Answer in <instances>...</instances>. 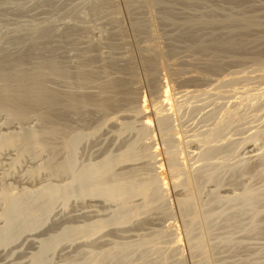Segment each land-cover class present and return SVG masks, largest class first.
<instances>
[{"label":"rangeland","instance_id":"rangeland-1","mask_svg":"<svg viewBox=\"0 0 264 264\" xmlns=\"http://www.w3.org/2000/svg\"><path fill=\"white\" fill-rule=\"evenodd\" d=\"M166 13L169 14L167 15ZM248 16L256 17L258 24L247 26ZM263 29L264 0H0V76L3 71H10V73L14 72L16 67L15 73L12 74L14 78L11 75L12 77L8 82L4 81L2 77L0 78V89L2 86H7V84L10 86L8 91L0 92V142L3 140V144L0 146V230H3L7 224L4 216L6 202L14 194L23 196L27 192L34 191L35 189H42L46 186L69 187L76 183L74 176L76 172L87 166L103 164L107 159H117L114 163L115 166H113L117 178L119 176L130 175L131 172L134 171L135 173L138 172L142 174V179L145 180L149 176L152 165L154 163L157 164L160 168L158 174L166 183L167 193L166 191L165 193L169 199L166 201V205L168 204L167 208H170L169 210L171 213V215L167 217V214L162 210L157 212L158 209H155L156 211L154 208L150 209L151 207L147 202L144 203V198L142 196H135L131 198L129 203L131 205L143 206L141 213L129 221L117 222L113 219L124 206L118 200L114 201L99 195L61 196L52 202L47 219L42 224H32L25 228H20L13 233L14 238L12 240L5 244H0V264H38L37 255L42 252L46 241L61 236L66 231L76 232L78 229L79 231H81V229H86L87 232L85 235H81L80 233L77 234L79 236L76 235L72 238H64L54 248L45 251L43 253L45 264H91L93 260L100 258V256L104 257L113 253L121 244H135L140 238L161 231H167L166 233L168 235V233H171V231H169L171 229H174L176 232L179 243L178 249H180L179 251L176 250V252H180L179 256L172 250L170 245H168L169 242H162L159 243L160 245L158 244V246H165L163 247V250H165L164 254L166 250H168V252L170 251V259H167L168 256L164 255L162 251L160 252L163 255L159 253V258L156 252H151L153 253L152 255L149 252L151 257L148 255L150 257L148 259L153 261L151 264L162 261L164 259H161L162 256L166 257L165 262L162 264L166 262L167 264H264V204L261 203L264 199L260 201L261 207L259 206L258 208L259 213L257 216L258 220L259 218L262 220H259V223L255 220L254 223L256 225L253 223L255 218L252 211L244 210V208H239V206L237 208L234 207L233 210V207L229 206V204L227 206L226 203H222L221 205L229 207L226 208L227 210L229 209L227 211L224 209V206H220V208L224 207L223 209L226 212L224 216H230L232 212V216L229 217L233 219L231 225L237 221L238 225L236 223V225L234 224L235 226L228 227L230 222L228 223L226 221L230 220L229 218L226 221L224 220V216V218H217L216 220L218 221H225H220V223L215 220L216 222L214 221L215 223L213 222L212 225L215 229L212 228V234L219 232L218 235L216 234L217 238H215L216 235L212 236L213 240L218 241V243L213 242L214 249L208 248L204 251L206 261L204 259L202 261L193 260L185 237L179 206L176 201L179 192L178 189L173 187L170 180L167 161L165 159L166 156L153 108L154 89L159 87L158 83L169 81L175 84V82L179 81L183 84H181V86H179L180 83H177V86L175 85L178 90L187 89L188 91H193V93H191L193 94L192 97L189 96L190 99L187 97H185L186 99L183 98L185 101L182 102V106L186 104L181 108V111L183 109L187 112L188 106H192L191 104L194 106L197 105L196 108H199V106L202 107L204 105V102L209 105L208 103L213 101L210 103L213 104L212 110L209 111L211 115L206 113L208 112L206 110V104L204 111L200 108L205 112V115L202 112L200 113V109L196 112V109L193 108L195 109L194 113L192 110L194 106L189 107V110L190 108L192 110L190 113L193 119L190 113L187 117V113L185 112V118L189 119L190 117L189 120L182 117L183 124L184 119L187 121V123L185 122L186 124H184L185 127H187L186 125H188V127H190L189 125L195 127L193 129L187 127L190 133L201 129H208L207 124L210 128L211 126L212 129L215 128L217 120H219L223 114L222 106L224 105L225 107L227 101L232 102V100H234L233 97L239 95V90L242 91L244 89L243 87L246 86V88H251L253 85L254 87L252 86V88L261 91L259 88L262 89V87H264V83L261 82L262 78L264 79V73L261 72L262 69L264 70V65L260 63V59H264ZM229 37L236 42L235 45H226L225 42L231 40ZM222 45L227 48H224ZM195 49L197 50L194 51ZM207 52L209 53L207 54ZM149 56H154L153 58L155 60H158V58L160 59L155 65L156 76L154 77H150L152 73L147 63V59L150 58ZM215 63H218L217 66H215ZM255 63H258V65H255ZM50 64L54 65V68L50 66ZM227 65H229V67ZM233 65H235V67ZM50 67L53 68L52 71ZM2 68L3 70H1ZM256 68L257 70H255ZM20 69L23 71L19 74L18 71H21ZM55 69L58 70L55 71ZM186 70L189 72H186ZM24 71L26 73L30 72L29 75L34 74L33 76L37 73L38 75L36 74V77L38 76L37 78L42 80L41 83L45 82V84L48 85L46 86L43 83V85H45L44 88L47 91L49 90V92L52 90L53 94H58H55V100H59L58 103L56 100L54 101L56 103H47L48 106L42 98H34L33 92L30 93L31 86L20 85L21 87H17L19 84L16 80H19L18 77L23 73L26 74ZM57 71L63 75H57ZM254 71L258 72L255 73ZM240 72L244 75H241ZM16 73L19 75H16ZM254 73L256 77H254ZM161 76L163 77L161 78L162 80L160 79ZM192 76L194 77L192 78ZM230 76L233 78L232 80L230 78V83H232V85L228 82V77ZM243 77H245V79ZM234 78H237V80H234ZM253 79L255 82H253ZM224 81H227V83ZM247 81L249 83L251 82V86H249ZM241 82L242 84H240ZM184 83L188 86H185ZM243 83H246V85ZM214 84L218 85L214 86ZM229 85H231V87H228ZM27 86L29 90L26 89ZM222 86L224 89L220 88ZM15 87L18 90L20 88V90L17 91ZM22 87H25V89H22ZM103 89L104 91H102ZM228 90H230V92ZM207 91H210L212 94H218L217 92L219 91V94H223L221 95L222 98L216 94V98H214L215 96H210L211 93ZM25 92H29V94L27 93L28 96ZM206 93H210L208 95L209 100L206 99ZM30 95L33 97H30ZM226 95H230V97H226ZM2 96L4 98H2ZM224 96L226 98H224ZM27 97H30V99L28 98L27 100ZM217 97H220V99ZM200 98L203 101L204 99L206 100L200 102ZM231 98L233 99L231 100ZM17 99L18 101H16ZM196 100H198V102L194 103ZM217 100H219L221 104L220 102L218 103ZM25 101H27L26 104ZM89 101L90 103H88ZM216 101L218 103L216 104L218 108L213 107ZM199 102L203 105H200ZM228 102L227 106H230ZM260 102L264 103V96L263 100L261 99ZM9 103H11V105ZM209 106L211 108V105ZM250 109L254 113L253 108H249V110L244 111V116L248 115L247 113ZM213 110H218L215 114L217 118L212 116V114L214 115L215 113V111L212 112ZM15 111L17 112L15 113ZM184 111H182V113ZM21 112L24 113L25 120L21 116ZM252 112L246 119L242 118L243 120H241L238 116L231 119L229 123H232V126L227 122V129L224 128L222 131L224 135H222L221 132L219 138L221 135L225 137V134H228L229 126L231 127L229 128L230 133L228 136L226 134L225 138L230 136L229 139L231 138L230 140H232V138L238 137V135H240L241 138L247 136L249 133L248 129L252 127V125H257V123L260 122L252 117ZM53 113H55V115ZM196 113L202 115V117L199 115V118H203V121L201 118L199 119L201 121L198 120V114ZM19 114L21 115L19 116ZM208 114V117L217 119L214 122L215 125L211 123L210 118H208L209 123H206L207 117L205 118L206 120L204 117ZM28 116L29 118H27ZM48 116L49 120H43V117L47 118ZM250 118H253L255 121L251 119V121L245 124ZM234 119L235 121H233ZM191 120L193 122H190ZM211 120L212 122L214 121L213 119ZM239 120L240 122H236ZM198 122H200V124L204 122L206 127L204 123V125H198V127ZM242 122H244V125H242ZM192 123L195 126H192ZM240 124L242 128L239 126ZM146 125H150L149 128L152 130L151 132H153L151 133V140H153V145H155L154 157L142 155L141 152L148 146L147 139L143 138L144 140H142L140 138ZM196 126L198 127L197 130ZM233 126L234 128L235 126L237 127L235 128L237 132L234 130ZM245 126L247 127L245 128ZM56 128L60 129L56 130ZM231 129L235 137L231 136ZM238 129L248 132H245L246 134L244 135V132L241 134L242 131H240L241 133L239 134ZM34 130L39 133V137L43 135L41 139H36L37 141L39 139L40 141L43 140L41 142L39 141L40 143L34 140L35 144L30 143L28 145L29 148L27 145L25 146L23 141L22 143L20 142V144L17 142L15 144L6 145L7 136H24L28 131ZM47 130H51V133ZM52 133L55 134L51 136ZM78 133L81 135V138L78 136ZM75 135L76 138L78 137L77 140L74 138ZM222 136L221 138H223ZM71 137L74 138V140L72 138V142L74 143V171L65 173L66 171L59 170V167L65 158H67V155L70 154L66 143ZM237 137L235 138L236 140ZM230 140L228 141V139H225L223 142L230 143L234 141ZM31 142H33V140ZM133 144L140 155L132 158H125V160L122 158L121 160L122 155L126 154ZM257 144H260V149L256 150L251 159L245 161L250 162L247 164H254V161L260 158V165L257 164V167H253V170L251 169L252 172L249 171L250 173L246 172L239 174L240 170H238L239 172H236L237 170H224L221 172L222 180L220 186H214L211 182L206 183L204 191L207 189L210 192L207 194L208 191L206 190L207 192L205 191L206 193H204L207 195L204 193L202 194L201 197L204 198L202 199L203 202H206L205 200L210 198V194L215 190H218L220 194L229 196V198L241 197L245 192L244 187H247L250 181L253 183L256 178L254 183L259 185L262 184V182H259L260 179L256 177L258 174L255 173L264 164H262L264 161V145L260 142ZM192 145L194 146V144H191L190 148H188L191 157L194 156L198 149L195 148V150H191L193 147ZM259 147H257V149ZM236 164L238 165V163ZM230 179L232 181H230ZM257 180H259L258 183ZM211 185L212 187L214 186L213 189ZM224 189L226 191L222 192L221 190ZM6 191L8 193H6ZM217 206H219V204H217L216 207ZM240 210L244 211L243 213H245V215L240 214ZM260 210H262V212H260ZM245 211L249 214L252 213L250 215L251 217H249V214H246ZM164 214L166 218H164ZM251 223L254 224L255 228H258L259 231L255 230L254 226H250L254 228V231H250L252 230L249 228ZM224 225L225 227H223ZM246 227L247 229H245ZM170 236L172 237V235ZM170 236H167V239L170 238ZM219 236H223L224 238L227 236V239L230 240L227 242V240L224 239L226 242L224 240L220 242L217 240ZM228 236L230 238H228ZM223 237L220 239H223ZM231 239L235 242L231 241ZM165 241L166 240H164V242ZM232 242L234 244L236 243V245L233 246ZM230 243H232V245ZM160 250H162V248ZM168 252H166L167 255ZM171 253L175 254L171 256ZM152 256L154 257L155 263ZM137 257L138 254H135L133 261L126 264H135L137 260L138 262L136 264H140L139 261L142 260ZM166 259L170 260V262ZM178 260H180V263H177ZM112 263L117 264L114 262ZM148 263L150 264L149 261ZM148 263L141 262V264Z\"/></svg>","mask_w":264,"mask_h":264},{"label":"bare ground","instance_id":"bare-ground-1","mask_svg":"<svg viewBox=\"0 0 264 264\" xmlns=\"http://www.w3.org/2000/svg\"><path fill=\"white\" fill-rule=\"evenodd\" d=\"M172 1V0H171ZM181 1V0H180ZM132 2V1H131ZM136 2V1H135ZM207 2V1H206ZM240 2V1H239ZM129 3V2H128ZM134 3V2H132ZM147 3V2H146ZM179 3V2H178ZM155 4V3H154ZM182 4V3H181ZM240 5V4H238ZM220 9V8H219ZM218 13V12H217ZM167 14V13H166ZM169 14V13H168ZM167 14V15H168ZM173 14V13H172ZM214 15V14H213ZM215 16V15H214ZM154 18V17H153ZM187 18V17H186ZM248 21H247V26H251V25H255V24H258L257 22V18L254 17V16H248ZM156 20V18H155ZM144 22V21H143ZM156 23V22H155ZM217 24V23H216ZM229 24V23H228ZM241 24V23H240ZM214 26V25H213ZM245 26V25H244ZM137 27V26H136ZM147 27V26H146ZM186 27V26H185ZM138 29V28H137ZM250 30V29H249ZM264 30V29H263ZM141 31V30H140ZM150 32V31H148ZM201 34V33H200ZM233 34V33H232ZM237 34V33H236ZM246 34V33H245ZM202 36V35H201ZM149 38V37H148ZM147 38V39H148ZM214 38V37H213ZM228 38V36H227ZM231 38V37H229ZM212 39V38H211ZM222 39V38H221ZM226 39V38H225ZM209 40V39H208ZM236 40V39H234ZM204 41V40H202ZM242 41V40H241ZM155 42V41H153ZM197 42V41H196ZM224 42V40H223ZM226 45L230 46V45H235L236 42L232 40H228L227 42H225ZM151 44V43H150ZM247 44V43H246ZM212 45V44H211ZM218 46V45H217ZM220 46V45H219ZM224 47V45H222ZM208 47V46H207ZM214 47V46H213ZM212 47V48H213ZM221 47V48H223ZM205 48V47H204ZM224 48H227V47H224ZM220 49V48H219ZM234 49V48H233ZM263 49V48H262ZM4 50V49H3ZM33 50V49H32ZM35 50V48H34ZM141 50V49H140ZM193 50V49H192ZM197 49H195L194 51H196ZM231 50V49H230ZM31 51V50H30ZM40 51V50H39ZM147 51V50H146ZM177 51V50H176ZM205 51V50H204ZM220 51V50H219ZM222 51V50H221ZM172 52V51H171ZM200 52V51H199ZM175 53V52H174ZM209 52H207L208 54ZM234 53V51H233ZM54 54V53H53ZM254 54V53H253ZM161 55V54H160ZM163 55V54H162ZM168 55V54H167ZM188 55V54H187ZM206 55V54H205ZM216 55V54H215ZM189 56V55H188ZM191 56V55H190ZM207 56V55H206ZM218 56V55H217ZM28 57V56H27ZM32 57V56H31ZM150 57V56H149ZM154 57V56H153ZM153 57H150L149 59H147V63L149 65V69L151 70V73L152 75L150 77H154L156 76L155 74V65L158 63V60H160L158 57V60H155ZM164 57V56H163ZM21 58V57H20ZM29 58V57H28ZM148 58V57H147ZM30 59V58H29ZM34 59V58H32ZM162 59V57H161ZM197 59V58H196ZM202 60V59H200ZM59 61V60H58ZM57 61V62H58ZM183 61V60H182ZM218 61V60H217ZM242 61V60H241ZM21 62V60H20ZM19 62V63H20ZM24 62V61H22ZM55 62V61H54ZM157 62V63H156ZM180 62V61H179ZM216 62V60H215ZM228 62V61H226ZM230 62V61H229ZM235 62V61H234ZM232 62V63H234ZM14 63V62H13ZM12 63V64H13ZM18 63V62H17ZM33 63V62H32ZM41 63V62H40ZM49 63V61H48ZM87 63V62H86ZM224 63V62H223ZM231 63V64H232ZM238 63V62H237ZM242 63V62H241ZM260 63L262 65H264V59L261 58L260 59ZM11 64V65H12ZM44 64V63H43ZM54 64V63H52ZM170 64V63H169ZM181 64V63H180ZM196 64V63H195ZM198 64V63H197ZM217 66L218 63H215ZM231 64H229L230 66H232ZM14 65V64H13ZM16 65V64H15ZM19 65V64H18ZM147 65V66H148ZM165 65V64H164ZM177 65V64H176ZM214 65V64H213ZM222 65V64H220ZM229 65H227L229 67ZM236 65V64H235ZM235 65H233L235 67ZM239 65V64H238ZM255 65H258V63ZM17 66V65H16ZM46 66V65H45ZM50 66H54V65H51ZM208 66V65H207ZM223 66V65H222ZM11 67V66H10ZM18 67V66H17ZM43 67V66H42ZM49 67V66H48ZM50 67V69L52 68ZM60 67V66H59ZM58 67V68H59ZM67 67V66H66ZM201 67V66H199ZM256 67V66H255ZM254 67V68H255ZM260 67V66H259ZM14 68V67H13ZM26 68V67H25ZM41 68V67H40ZM54 68V67H53ZM53 68L51 69V71L53 70ZM224 68V67H223ZM248 68V67H247ZM252 68V66H251ZM262 68V67H260ZM21 69H24V68H21ZM20 69V70H21ZM161 69V68H160ZM163 69V67H162ZM170 69V68H169ZM198 69V68H197ZM244 69V68H243ZM3 70V68L1 69ZM15 70H16V67L14 69V72H11L8 71V72H4L1 73V76L0 78L2 77V79L6 82H8L11 77L13 76L14 78V75H12L13 73H15ZM27 70V69H26ZM58 70V69H55V71ZM60 70V69H59ZM90 70V69H89ZM149 70V72H150ZM166 70V68H165ZM168 70V69H167ZM178 70H183V69H178ZM176 70V71H178ZM239 70V69H238ZM251 70V69H249ZM257 70V68L255 69ZM263 70V69H262ZM261 72L264 73V70ZM23 70L21 71H18L19 74L22 72ZM42 71V70H41ZM203 71V69H202ZM205 71V70H204ZM259 71V70H258ZM256 71V72H258ZM25 72V71H24ZM43 72V71H42ZM165 72V71H164ZM181 72V71H180ZM184 72V71H183ZM186 72H189L188 70H186ZM229 72V71H228ZM242 72V71H241ZM240 72V74H241ZM255 72V71H254ZM255 72V73H256ZM26 73V72H25ZM30 73V72H29ZM29 73L27 72L26 74H22L19 78V80H16V82L19 84L17 85V87H21L22 85H28L31 89V92H33L34 94V98L36 99H43L45 100L46 104L49 103V104H52V103H56L54 101L55 100V94L52 93V90L49 92V90L47 91L44 87H45V82H43L45 85H43L42 80L40 81L37 77H36V74L35 73V76H33L34 74L32 75H29ZM54 73V72H53ZM56 73V72H55ZM67 73V72H66ZM65 73V74H66ZM77 73V72H76ZM232 73V72H231ZM230 73V74H231ZM237 73V72H236ZM254 73V77H256V74ZM16 73V75H19ZM57 75L60 74L59 71H57L56 73ZM166 74V73H165ZM180 74V73H179ZM183 74V73H181ZM215 74V72H214ZM235 74V73H234ZM238 74V73H237ZM239 74V75H240ZM246 74V73H245ZM259 74V73H258ZM12 75V76H11ZM38 75V74H37ZM63 75V74H62ZM60 74V76H62ZM71 75V74H70ZM163 75V74H162ZM168 75V74H167ZM219 75V74H217ZM241 75H244V74H241ZM247 75V74H246ZM250 75V74H248ZM262 75V74H260ZM264 75V74H263ZM164 76V75H163ZM229 76V75H228ZM236 76V75H235ZM42 77V76H41ZM70 77V76H69ZM68 77V78H69ZM159 77V76H158ZM165 77V76H164ZM190 77V76H189ZM194 76H192L193 78ZM200 77V76H199ZM237 77V76H236ZM239 77V76H238ZM253 77V76H252ZM251 77V78H252ZM71 78V77H70ZM163 78L162 76L160 77V79ZM185 78V77H184ZM229 78V83L230 81L233 79L231 76L228 77ZM227 78V79H228ZM231 78V80H230ZM241 78V76H240ZM245 79V77H243ZM261 78V77H260ZM1 79V80H2ZM16 79V78H15ZM13 79V80H15ZM40 81H38V80ZM155 79V78H154ZM198 79V78H197ZM225 79H226V76H225ZM248 79V78H247ZM250 79V77H249ZM2 80V81H3ZM47 80V78H46ZM162 80V79H161ZM174 80V79H173ZM204 80V79H203ZM234 80H237V78ZM241 80V79H240ZM254 80V79H253ZM182 81V80H181ZM184 81V80H183ZM223 81V80H221ZM250 81V80H248ZM247 81V82H248ZM48 82V80H47ZM174 82V81H173ZM220 82V80H219ZM218 82V84L220 85V83ZM227 83V81H224ZM239 82V81H238ZM255 82V80L253 81ZM252 82V83H253ZM264 83V79L262 78V81ZM5 83V82H4ZM12 83V82H11ZM59 83V82H58ZM124 83V82H123ZM177 83H180L179 86H181V84H183L182 82H175L174 83H171L169 81H164L162 83H158V88L154 89L155 90V95L153 97V108H154V115H155V118H156V124L159 128V132H160V136H161V141H162V145H163V149H164V153H165V159L167 161V166H168V173L170 175V180L173 184V187L178 189V196L176 198V201H177V204L179 206V210H180V214H181V218H182V222H183V227H184V232H185V237H186V240H187V244H188V247L190 249V252H191V255H192V258L194 261H202L203 259L205 260V253L204 251L208 248H213L214 249V243L213 242H217L216 240H213V237L214 235H218L219 232H215L216 234H212L213 232V229L214 227H212L213 225V222L218 218H221L225 215V210H227L226 208H229L227 207L228 204L229 206L233 207V210H234V207L237 208L239 206L244 208V210H248V211H252V213H254V221L253 223L255 222H258L259 223V220H262L260 219L259 217V220L257 219V216H258V213H259V206L261 205L260 204V201L262 199H264V161L262 162V166L257 170V172L255 174H258L256 177L257 179H260L257 180V183L258 181L259 182H262V184H256L252 183V181H250V185L248 184L247 187H244L243 189L245 190L243 196L241 197H230L229 196H226V195H223V194H220L218 192V190L216 191H213L212 194H210V198L206 199L205 201L206 202H203L201 196L202 194L207 190L204 191L205 189V185L207 182H211L212 185L214 186H220L221 184V172H223L224 170H233V171H236V172H239L238 170H240L239 174L241 173H246V172H252V168L253 167H257L258 165H260L259 163V160L260 158L257 160L254 161V164H247V163H250V162H246L245 160H248V159H251L254 155V153L256 152V150H259L260 147L257 143H261L264 145V103L263 102H260L261 99L263 100V96H264V87L259 88V90L261 91H257L255 90L254 88H252L251 86V82L249 83V86L248 88L246 87H243L244 89L242 91H238V94L239 95H235L234 100H232L233 98H231L232 102H228V105L230 106H227V102H226V106L224 107V105H220L221 102L219 100L218 103L220 102V106L223 107V114H222V117L220 115L221 118L219 120L217 119H214L213 117H216L217 115H215L217 113L218 110H213L212 112L215 111L214 115L212 114V118L208 117L209 116V111L212 110V105L213 104H210L208 103L209 105H211V108L209 105H207L204 101L207 99L209 100L208 98V95L211 93L210 91H207V92H210V93H206V99H204V101L201 99L200 102H204V105L206 104L207 105V108L209 106L208 110L206 108V105L204 106L202 103H200V105H203L202 107L199 106V108L196 106H194L193 104H191L192 106H188V111H184L182 109V111H184L182 113L181 111V108H183L185 106V104L182 106V102H184L185 100H183V98L187 97L190 99L189 96L192 97L193 94V91H188L187 89L186 90H178V88L176 87ZM223 83V82H221ZM247 83V84H248ZM10 84V83H9ZM15 84V83H13ZM12 84V85H13ZM30 84V85H29ZM57 84V83H56ZM125 84V83H124ZM186 83H184L185 85ZM189 84V83H188ZM198 84V83H197ZM202 85H204L203 83H201ZM218 84H214V86H217ZM232 85V83H230ZM242 84V82L240 83ZM244 85H246V83H243ZM1 85V84H0ZM6 85V83H5ZM21 85V86H20ZM176 85V86H175ZM182 85V86H184ZM192 85V84H191ZM208 85V84H207ZM231 85H229L228 87H231ZM260 85V84H258ZM256 85V86H258ZM263 85V84H262ZM27 86V87H28ZM48 86V85H46ZM61 86V85H60ZM156 86V84H155ZM185 86H188V85H185ZM194 86H198V85H194ZM243 86V85H242ZM1 87V86H0ZM9 85L7 84V86H2V88L0 89L1 91L0 92H6L9 90ZM26 89L29 90V87ZM66 87V86H65ZM88 87V86H87ZM103 87V86H102ZM110 87V86H109ZM227 87V86H225ZM233 87V86H232ZM254 87V86H253ZM25 89V87H22V89ZM47 88H50V87H47ZM53 88V87H52ZM55 88V87H54ZM209 88V87H208ZM220 88H223L224 87H220ZM238 88V87H237ZM241 88V87H239ZM246 88V89H245ZM14 89V88H13ZM16 89V87H15ZM21 89V91H22ZM216 89V88H215ZM258 89V88H257ZM17 91L19 90L16 89ZM96 90V89H95ZM227 90V89H226ZM232 90V89H231ZM234 90V89H233ZM11 91V90H10ZM14 91V90H13ZM20 91V92H21ZM26 91V90H25ZM55 91V90H54ZM104 91V89L102 90ZM106 91V90H105ZM196 91V90H195ZM198 91V90H197ZM220 91V90H219ZM219 91L217 92L218 94H216L217 96H220L223 95V94H219ZM222 91V90H221ZM230 92V90H228ZM226 91V92H228ZM235 91V90H234ZM233 91V92H234ZM237 91V90H236ZM15 92V91H14ZM56 92V91H55ZM69 92V90H68ZM107 92V91H106ZM8 93V92H7ZM11 93V92H10ZM13 93V92H12ZM26 93V92H25ZM24 93V94H25ZM29 94V92H27ZM26 93V95L28 96V94ZM73 93V92H71ZM202 93V92H201ZM200 93V94H201ZM15 94V93H14ZM190 94V95H189ZM202 94H205L204 92ZM215 94H212L214 96V98H216V95ZM3 95V94H2ZM12 95V94H11ZM19 95V93H18ZM23 95V94H22ZM21 95V96H22ZM25 95V96H26ZM58 95V94H56ZM73 95V94H72ZM95 95V94H93ZM232 95V94H230ZM226 95V97H230ZM20 96V97H21ZM24 96V95H23ZM32 95H30L31 97ZM96 96V95H95ZM195 96V95H194ZM204 96V95H203ZM15 97V96H14ZM30 97H27V100L28 98L30 99ZM33 97V96H32ZM76 97V96H75ZM104 97V96H103ZM196 97V96H195ZM198 97V95H197ZM200 97V96H199ZM205 97V96H204ZM220 97H217L220 99ZM224 96V98H226ZM2 98H4L2 96ZM6 98V96H5ZM7 98H8V94H7ZM194 98V97H193ZM203 98V97H202ZM222 98V97H221ZM223 98V99H224ZM1 99V97H0ZM10 99V98H9ZM26 99V98H25ZM133 99V98H132ZM183 101H182V100ZM186 99V98H185ZM199 99V98H197ZM211 99V97H210ZM228 99V98H227ZM4 100V99H3ZM8 100V99H7ZM14 100V99H13ZM22 100V99H21ZM35 100V99H34ZM33 100V102H34ZM61 100V99H60ZM75 100V99H74ZM100 100V99H99ZM213 100V98H212ZM222 100V99H221ZM230 100V99H229ZM18 101V99L16 100ZM20 101V100H19ZM24 101V100H23ZM22 101V103H23ZM32 101V100H31ZM59 100H57V103H58ZM92 101V100H91ZM211 101V100H210ZM216 101V103L214 104L215 108H218V106H216V104H218ZM27 101H25V104H26ZM44 102V104H45ZM84 102V101H83ZM82 102V103H83ZM87 102V101H86ZM99 102V101H98ZM195 102H198V100L194 101ZM20 103V102H19ZM60 103V102H59ZM90 103V101L88 102ZM87 103V104H88ZM224 103H225V100H224ZM231 103V104H229ZM11 105V103H9ZM16 104V103H15ZM73 104V103H72ZM8 105V104H7ZM17 105V104H16ZM24 105V104H22ZM40 105V104H39ZM42 105V104H41ZM48 105V104H47ZM54 105V104H53ZM70 105V103H69ZM102 105V104H101ZM104 105V104H103ZM13 106V105H12ZM26 106V105H24ZM30 106V105H29ZM49 106V105H48ZM51 106V105H50ZM62 106V105H61ZM73 106V105H72ZM65 107V106H64ZM70 107V106H69ZM189 107H192V110L194 111L196 109V112H198V109H204L206 108V110L208 112L206 113H209L208 115H206L204 117V119L207 117V120L208 118H210V121L211 123L214 124V122L217 120V123H216V127L212 129V126L211 128L208 126L207 124V127L208 129L206 130H198V131H194V132H191L190 133V130L188 128H195V127H191V125H189L190 127H188V125H186L187 127H185L184 124L187 123L186 120H189L187 118H185L187 115H189V113L192 111L191 108L189 110ZM58 108V107H57ZM61 108V107H60ZM195 108V109H193ZM225 108V109H224ZM248 108V109H246ZM249 108H253V111L254 113L252 112V110L250 109V111L252 112V117L255 118L256 121H260L259 123H257V125H252V127H250L248 130H249V135L247 134V136H244L241 138L240 135H238L237 137V140L235 139L236 137L233 135V131L231 129V136L235 137V138H232V140L228 138H225L226 137V134H225V137H223L222 135L223 134V130L224 128L227 129V124L230 122L231 119L235 118V117H240L241 120H243L242 118H247V116H249L250 113L248 112H245L247 113L248 115H245L244 116V111H247L249 110ZM30 109V108H29ZM41 109V108H40ZM43 109V108H42ZM92 109V108H91ZM185 109V108H184ZM200 109V113L202 112L204 115H205V112H203L202 110ZM36 110V109H35ZM39 110V109H38ZM55 110V109H54ZM221 110V109H220ZM13 111V110H12ZM17 111H15L16 113ZM43 112V111H42ZM187 114H186V113ZM211 112V113H212ZM221 112V113H222ZM14 113V112H13ZM12 113V114H13ZM22 113V112H21ZM26 113V111H25ZM29 113V112H28ZM32 113V112H31ZM51 113V112H50ZM60 113V112H59ZM64 113V112H63ZM184 115H182V114ZM186 116H185V114ZM195 113V111H194ZM193 113L194 117H195V114ZM34 114V113H32ZM43 114V113H42ZM52 114V113H51ZM55 115V113H53ZM191 114V113H190ZM198 114L197 118L198 120L202 117L201 114L199 113H196ZM21 114H19L20 116ZM45 116H47L46 114H44ZM50 115V114H49ZM63 115V114H62ZM182 115V116H181ZM199 115H201V117L199 118ZM211 115V114H210ZM250 115V116H251ZM18 116V117H19ZM23 117V119L25 120L26 118H24V113H22L21 115ZM191 118L193 119L192 117V114L190 115ZM15 117V116H14ZM51 117V116H50ZM182 117L185 118L184 119V124H183V120H182ZM188 117V116H187ZM29 118V116L27 117ZM42 118V117H41ZM217 118V117H216ZM219 118V117H218ZM253 118H250L249 120H247L246 123H248V121H251V119L253 120ZM49 120V116L47 118H44L43 117V120ZM53 119V118H52ZM56 119V118H55ZM203 118H201L202 120ZM213 119L214 121L212 122ZM239 119V118H238ZM60 120V119H59ZM197 120V119H196ZM199 120V121H201ZM206 120V119H205ZM206 120V123H209V120L207 122ZM237 120V119H236ZM253 120V121H255ZM203 121V120H202ZM235 121V119L233 120ZM232 121V122H233ZM45 122V121H44ZM48 122V121H47ZM50 122V121H49ZM186 122V123H185ZM190 122H193L192 120ZM195 122V121H194ZM228 122V123H227ZM236 122H240L239 121H236ZM235 122V123H236ZM50 123H53V122H50ZM60 123V122H59ZM148 123V122H147ZM189 123V122H188ZM197 123V122H196ZM194 123V124H196ZM199 124L198 125H204L205 123L204 122H201L202 124H200V122H198ZM204 123V124H203ZM244 122H242V125ZM250 123V122H249ZM190 124V123H189ZM231 124V126L233 125L232 123H229V125ZM237 124V123H236ZM70 125V124H69ZM215 125V124H214ZM238 125V124H237ZM242 125L240 124L239 126H241L242 128ZM248 125H251V124H248ZM150 126V125H149ZM148 125L145 126L144 128V131L142 132L140 138L142 140H144L143 138L147 139V143H148V146L143 150L141 151L142 152V155L144 154L145 156H151V157H154V154H155V149H154V146L153 145V140L152 139V134L153 132H151L152 130H150ZM192 126H195L193 125L192 123ZM196 126V130L198 129V127ZM206 127V124L204 125ZM238 126V128H239ZM71 127V126H70ZM98 127V126H97ZM214 127V126H213ZM247 126H245L246 128ZM249 127V126H248ZM55 128V127H54ZM202 128V127H201ZM210 128V129H209ZM229 128H231L229 126ZM228 128L229 132L228 134L230 133V129ZM235 128H237L235 126ZM234 128V130H235ZM244 128V126H243ZM47 129V128H46ZM60 129V128H58ZM56 128V130H58ZM200 129V128H199ZM204 129V128H203ZM55 130V132H56ZM66 130V129H65ZM237 130V129H236ZM235 130V131H236ZM239 130V129H238ZM246 130V129H245ZM41 131V130H40ZM46 131V130H45ZM48 131V130H47ZM53 131V130H52ZM192 131V130H191ZM235 131H234V134H235ZM240 131L242 130H239V134L241 133ZM51 133V130L48 131ZM222 132V137L220 136L219 138V134H221ZM226 132V131H225ZM224 132V133H225ZM237 132V131H236ZM244 131H242L241 134H243ZM245 132H248V131H245ZM244 132V135L246 134ZM237 133V134H238ZM49 134V133H48ZM55 134V133H52L51 136ZM70 134V133H69ZM79 134V133H78ZM227 134V136H228ZM24 135V134H23ZM67 135V134H66ZM236 135V134H235ZM43 136V135H41ZM39 137V133L38 132H35L34 131H28L24 136H14V137H9L7 136L6 137V145L8 144H15L17 142H20L25 144V146L28 145L31 143H34V140L38 139V138H42V137ZM46 136V135H45ZM44 136V137H45ZM50 136V135H48ZM50 136V137H51ZM78 136H80L81 138V135L79 134ZM240 136V137H239ZM243 136V135H242ZM154 137V135H153ZM49 138V137H48ZM66 138V136H65ZM72 138L70 140L67 141V148L69 149V155H67V158H65V160L63 161V163H61L60 167H59V170L61 171H66L65 173H68V171H71L73 172L74 170V163H73V142H72ZM76 140V135L74 137ZM73 138V140H74ZM239 138V139H238ZM40 139L37 141L38 143H40ZM47 139V138H46ZM222 139H228V141H234L233 142H226L224 143ZM33 140V142H31ZM35 141V142H36ZM40 141V142H39ZM45 141V140H44ZM77 142V141H76ZM37 143V144H38ZM146 143V142H145ZM258 145H256V144ZM3 144V140H1L0 142V146ZM35 144V143H34ZM76 144V143H75ZM191 144H194V146L192 147L191 150H195V148L197 149V152L194 154V156H190L189 155V149L190 148V145ZM77 145V144H76ZM31 147V146H30ZM76 147V146H75ZM256 147V148H255ZM257 147H259L257 149ZM29 148V147H28ZM65 148V147H64ZM27 149V148H25ZM125 150V149H124ZM126 151V150H125ZM264 154V152H263ZM139 152L137 151V149L135 148L134 144L128 149L127 153L122 155L121 157V160L122 158L125 160V158H132V157H136V156H139ZM143 157V156H142ZM262 157V155H261ZM117 159H107L106 162H104L103 164H97V165H94V166H87V167H84L83 169L79 170L78 172H76L74 174L75 176V184L74 185H70L69 187L65 186V187H57V186H46V187H43L42 189H35L34 191H30V192H27L26 194H24L23 196L22 195H17V194H14L12 197H10L7 202H6V207H5V210H4V216L6 218V221H7V224H6V227L3 229V230H0V244H5L7 242H9L10 240H12L14 238L13 236V233L16 231V230H19L20 228H25L26 226H29V225H32V224H35V225H40L42 224L46 219H47V216H48V213L50 211V208H51V204L52 202L57 199L58 197H61V196H69V195H76V196H87V195H99V196H103L107 199H112V200H118L119 202L122 203L123 208L118 211L119 213L116 215V217L113 219L117 222H126V221H129L130 219H132L133 217H135L136 215H138L139 213H141V211L143 210L142 207L143 206H136V205H131L129 203V201L131 200V198L135 197V196H142L144 198V203L147 202V204L151 207L150 209H158V211L162 210L164 211L166 214H167V217L171 215L170 213V208H167V205H166V201L169 200L166 196V183L164 181V179H162L160 177V175L158 174V170L160 169L159 166H157V164H153L152 167H151V170H150V173H149V176L147 179L143 180L142 179V174L140 173H135L134 171L131 172L130 175H125V176H119L118 178L116 177V173L114 172L113 170V166L115 161ZM258 161V162H257ZM261 161V160H260ZM257 162V163H255ZM238 163V165L236 164ZM60 164V163H59ZM256 164V165H255ZM258 164V165H257ZM161 167V166H160ZM252 169V170H251ZM56 171H57V168H56ZM242 171V172H241ZM249 172V173H250ZM125 174V173H124ZM255 176V175H254ZM253 176V177H254ZM223 177V175H222ZM229 177V176H228ZM231 177V175H230ZM236 177V176H235ZM144 178V177H143ZM247 178V177H246ZM249 179V178H248ZM254 179V178H253ZM230 181H232L230 179ZM235 182V181H234ZM210 183V184H211ZM224 183V182H223ZM226 183V182H225ZM237 183V182H236ZM242 183V182H241ZM240 184V183H239ZM211 185V188L213 189ZM227 185V184H226ZM247 185V184H246ZM208 186V185H207ZM206 186V187H207ZM210 186V185H209ZM224 186V184H223ZM240 186V185H239ZM222 187V185H221ZM229 187V185H228ZM234 187V185H233ZM210 188V189H211ZM221 189V188H220ZM233 189V188H232ZM234 190V189H233ZM166 191V193H165ZM208 191V190H207ZM206 191V192H207ZM220 191V190H219ZM222 192L226 191L225 189L224 190H221ZM220 191V192H221ZM228 191V190H227ZM175 192V193H176ZM205 192V193H206ZM210 191H208L207 194H209ZM235 192V191H234ZM6 193H8L6 191ZM17 193V192H16ZM204 193V194H205ZM205 194V195H207ZM228 195H229V192H228ZM132 202V201H131ZM168 203V202H167ZM222 203H226L227 206H224V205H221ZM264 204V201L261 202ZM119 204V203H118ZM219 204V206L216 207V205ZM220 206H224L221 210ZM261 207V206H260ZM220 208V209H219ZM172 210V209H171ZM229 210V209H228ZM227 210V211H228ZM232 210V208H231ZM243 210V209H242ZM240 210V214L242 215H245V213H243L244 211ZM156 211V210H155ZM242 211V213H241ZM230 212V211H229ZM246 212V211H245ZM260 212H262V210H260ZM232 213V212H231ZM230 213V216H224L225 217V221L228 220L229 217H231ZM248 212H246L247 214ZM252 213H248L249 214V217H251L250 215ZM160 214V213H159ZM238 214V212H237ZM226 215H229V214H226ZM236 215V214H234ZM239 216V215H238ZM260 216V215H259ZM223 217V218H224ZM237 217V216H236ZM248 217V216H247ZM261 217V216H260ZM164 218L165 217V214H164ZM233 218V217H232ZM230 220L226 221V222H230V225L232 224V220L231 218H229ZM236 219V218H235ZM240 219V218H239ZM237 219V220H239ZM243 219V218H242ZM258 220V221H257ZM168 221V220H167ZM217 222H220L218 220H216ZM215 221V222H216ZM225 221H221V222H225ZM214 222V223H215ZM220 222V223H221ZM238 222V221H237ZM235 222L234 224L236 225ZM217 224V223H216ZM229 225L228 227H233L235 225ZM255 224V223H254ZM254 224L251 223V225H249V228L253 227ZM228 225V224H227ZM238 225V223H237ZM242 225V224H241ZM256 225V224H255ZM259 225V224H258ZM251 226V227H250ZM263 226V225H262ZM220 227V226H219ZM225 227V225L223 226ZM240 227V226H239ZM258 227V226H256ZM261 227V226H260ZM259 227V228H260ZM213 228V229H212ZM216 228V227H215ZM255 228V226H254ZM254 228H251L252 230L250 231H254L253 229ZM232 229V228H231ZM247 229V227L245 228ZM262 229V228H260ZM215 230V229H214ZM222 230V228H221ZM249 230V229H248ZM248 230H245V231H248ZM255 230L259 231V229L255 228ZM171 231V233H168L167 235V231H161V232H157V233H153L151 234L150 236H145L143 238H140V240L138 242H136L135 244H121L117 247V249L113 252V253H110L104 257H101L100 258H97L95 260H93V262L91 264H110L112 262L114 263H117V264H126V263H131L133 261V257L135 254H138V257L140 260L142 261H139L140 264L141 262H144V263H148V261L153 263L152 260H149L148 258H150L151 256L149 255L151 252H156L158 255L159 253H161L160 251L163 252L164 254V251L163 250V247H160L158 246L159 243H168V245H170V247L172 248V250H174L176 252V250H180L178 249L179 247V243H178V240H177V236H176V232L174 229H171L169 230ZM225 231V230H224ZM223 231V233H224ZM87 232V230L85 229H81V231H76V232H65L63 235L61 236H58V237H54V238H51L49 239L48 241H46V243L44 244V248L42 250L41 253H39L37 255V262L38 264H45L44 260H43V256H44V252L45 251H48V250H51L52 248H54L62 239L64 238H72V237H75L77 234H80L81 235H85ZM229 232V231H228ZM256 232V231H255ZM254 232V233H255ZM230 233V232H229ZM233 233V232H231ZM172 235V237L170 236ZM217 235L215 236V238H217ZM79 236V235H77ZM167 236H170V238L167 239ZM221 237L223 236H219V238L217 240H219L221 242V240H230V239H227V236H225V238L223 237V239H220ZM231 237V235H230ZM228 236V238H230ZM233 237V236H232ZM79 238V237H77ZM166 238V239H165ZM214 238V239H215ZM234 239V238H233ZM233 239H231V241H234ZM164 240H166L164 242ZM168 240V241H167ZM224 240V241H225ZM226 242V241H225ZM230 242V241H229ZM235 242V241H234ZM233 243V242H232ZM232 243H230L232 245ZM229 244V245H230ZM160 245V244H159ZM236 245V243L234 244L233 243V246ZM169 247V248H170ZM230 247V246H229ZM162 248V250H160ZM167 249V248H166ZM218 249V248H217ZM171 250V249H170ZM172 251V252H174ZM178 251L176 252L177 255L179 256V253ZM216 251V250H215ZM234 251V250H232ZM150 252V253H149ZM166 252H168V250H166ZM167 259H170L169 255H170V251L168 252V255L166 254ZM236 252V250H235ZM153 253H151L152 255ZM161 253V255H163ZM172 254H175V253H171V256ZM150 257H149V256ZM156 255V254H155ZM153 255V256H155ZM208 255V254H206ZM137 256V255H136ZM135 256V258H136ZM152 256V257H153ZM157 256V255H156ZM155 256V257H156ZM174 256V255H173ZM160 257V255L158 256V258ZM157 258V257H156ZM164 258V259H163ZM165 256L161 259H163L162 261L160 262H156L157 264H162L163 262H165ZM173 258V257H172ZM166 259V260H167ZM176 259V258H175ZM174 259V260H175ZM153 260H154V257H153ZM159 260V259H158ZM172 260V259H171ZM90 261V260H89ZM135 261V260H134ZM170 262V260H167ZM182 261V259H181ZM206 261V260H205ZM208 261V259H207ZM251 261V260H250ZM138 262V260H137ZM136 262V263H137ZM172 262V261H171ZM135 263V264H136ZM154 263H155V260H154ZM155 263V264H156ZM177 263H180V260H178ZM113 264V263H112ZM149 264V263H148ZM167 264V262L165 263ZM181 264V263H180Z\"/></svg>","mask_w":264,"mask_h":264}]
</instances>
